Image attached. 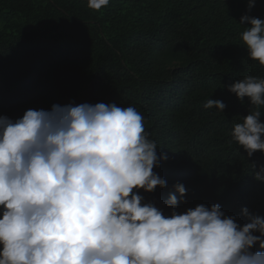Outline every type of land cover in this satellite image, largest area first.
Listing matches in <instances>:
<instances>
[{
	"label": "trees",
	"instance_id": "16d2710c",
	"mask_svg": "<svg viewBox=\"0 0 264 264\" xmlns=\"http://www.w3.org/2000/svg\"><path fill=\"white\" fill-rule=\"evenodd\" d=\"M246 13L264 19V0L250 10L247 0H110L100 10L87 0H0V116L70 102L134 107L168 157L154 169L167 186L141 191L145 201L168 214L164 201L179 196L172 186L180 182L179 212L220 204L240 225L249 222L244 207L264 217V182L253 178L264 153L247 157L231 137L255 106L226 87L264 79L241 40ZM209 98L223 112L205 108Z\"/></svg>",
	"mask_w": 264,
	"mask_h": 264
},
{
	"label": "clouds",
	"instance_id": "9594fccd",
	"mask_svg": "<svg viewBox=\"0 0 264 264\" xmlns=\"http://www.w3.org/2000/svg\"><path fill=\"white\" fill-rule=\"evenodd\" d=\"M109 2L87 0L93 10ZM239 23L247 56L264 66V19L246 13ZM226 87L255 106L234 124L232 140L247 157L264 153V79L248 75ZM204 107L226 105L209 98ZM149 135L134 107L115 103L0 116V264H264V217L246 207L243 225L220 204L179 212L187 191L180 182L172 186L179 196L164 201L168 214L145 201L141 191L167 186L154 169L168 157ZM253 178L264 182V166Z\"/></svg>",
	"mask_w": 264,
	"mask_h": 264
}]
</instances>
